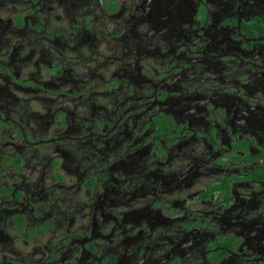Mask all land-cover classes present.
<instances>
[{
	"label": "flooded vegetation",
	"instance_id": "1",
	"mask_svg": "<svg viewBox=\"0 0 264 264\" xmlns=\"http://www.w3.org/2000/svg\"><path fill=\"white\" fill-rule=\"evenodd\" d=\"M0 264H264V0H0Z\"/></svg>",
	"mask_w": 264,
	"mask_h": 264
}]
</instances>
